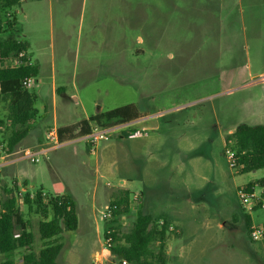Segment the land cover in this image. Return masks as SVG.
Here are the masks:
<instances>
[{"label": "rangeland", "instance_id": "374dc122", "mask_svg": "<svg viewBox=\"0 0 264 264\" xmlns=\"http://www.w3.org/2000/svg\"><path fill=\"white\" fill-rule=\"evenodd\" d=\"M12 13L18 37L39 61L29 88L38 122L44 108L46 123L66 125L133 105L141 117L132 131L157 126L142 138L116 132L94 147L77 139L36 163L5 167L0 198L14 188L35 250L46 244L38 231L43 216L23 197L42 188L77 203L78 228L61 235L57 264H121L107 246L103 212L128 190L121 233L132 228L141 202L142 211L165 213L181 230L169 235L166 264H264V241L253 242L245 228V216L264 222V207L246 211L238 194L264 169L238 173L224 157L239 124H264V0H22ZM148 191L156 193L143 204ZM21 252L12 255L17 264Z\"/></svg>", "mask_w": 264, "mask_h": 264}, {"label": "trees", "instance_id": "16d2710c", "mask_svg": "<svg viewBox=\"0 0 264 264\" xmlns=\"http://www.w3.org/2000/svg\"><path fill=\"white\" fill-rule=\"evenodd\" d=\"M21 2L0 0V108L2 103H6V118H0V143L6 144V153L17 151L29 134L31 121L37 115L36 97L25 87L24 81L36 78L39 69L34 63H28L31 60L28 43L18 37L12 13V9L20 6ZM23 51L26 57L21 63L15 64L18 54ZM140 117L133 105H127L60 127L58 133L61 141H73L90 134L93 125L106 127L135 121ZM4 127L8 134L1 131ZM123 136L129 137L127 132H123ZM226 143L233 144L232 149L236 153L234 169L238 173L264 169V124L241 123L227 136ZM258 185H264V178L245 184L244 187L253 191ZM13 189L5 190L7 196L4 200L0 198V256L4 257L0 264H17L12 255L18 250H22L21 264H57L63 249L61 235L78 228L76 201L69 194H53L42 188L35 193L26 192L24 203L34 207L43 216L38 231L46 244L35 250L36 236L30 221L25 219L18 206ZM111 206L112 218L108 219L110 224L105 230V236L113 238L109 248L112 255L130 264H166L167 241L173 233L169 230L171 221L138 210L132 228L121 233L117 223L122 215L130 213V192L122 190ZM250 225L251 219L245 216L246 230Z\"/></svg>", "mask_w": 264, "mask_h": 264}, {"label": "built area", "instance_id": "2783aa9c", "mask_svg": "<svg viewBox=\"0 0 264 264\" xmlns=\"http://www.w3.org/2000/svg\"><path fill=\"white\" fill-rule=\"evenodd\" d=\"M18 57L19 58L18 60L15 61V64L21 63V60L26 57V52L23 51L19 53ZM28 63L32 64V61L30 60ZM32 83H33V78H27L24 81V85L26 88H30L32 86ZM136 123L138 122L135 120L131 122L120 123L106 127L93 125L91 133L79 139H85L91 147H94L100 141L108 140L110 135L116 132H120V134H122V132H127V133L129 132L128 135L130 137H135V138H142L148 136V129L145 127L136 128L134 131H132V129L136 127L135 126ZM47 143H48V147L45 148L42 147L39 150L25 148L22 150L15 151L13 153H6V144L0 143V169L9 163H13L21 160H30L31 162L36 163L39 161V156L41 154H44L52 149L61 148L62 146L70 143V141H61L58 133V128L53 127L48 131ZM91 149L94 150V148ZM224 157L226 159L228 166L231 169H234L236 166V153L230 146H227L225 148ZM258 186L261 187L262 189L261 195H258L255 192V189L253 191L247 190L244 186L239 188L238 194H239L240 203L243 209H245L246 211H252L256 208L264 207V199H263L264 185H258ZM19 195H22V193L20 192ZM103 217L107 219L112 218L111 204L105 206ZM169 230L172 232H178V230L174 226H170ZM247 234L253 242L264 241V224L251 223V225L247 230ZM106 242H107V246L110 248L113 244V238L112 237L106 238ZM121 264H130V263L126 260H122Z\"/></svg>", "mask_w": 264, "mask_h": 264}, {"label": "crops", "instance_id": "0c3cea01", "mask_svg": "<svg viewBox=\"0 0 264 264\" xmlns=\"http://www.w3.org/2000/svg\"><path fill=\"white\" fill-rule=\"evenodd\" d=\"M22 41H24V42H27V41H25V40H22ZM28 43V54L30 55V57H31V61H32V63H33V61H36L35 63H34V65H36L37 67H38V69L40 70V68H39V64H38V60H33V53L30 51V43L29 42H27ZM42 79H40L39 81H41ZM52 89H53V91L54 92H56L58 89H57V87H56V84L55 83H53V86H52ZM47 109L46 108H44V114H45V117H42V118H44L45 120H43V122H38L36 119H37V117L39 118V116H40V113H39V110H37V115H36V117L31 121V123H30V125H31V128H30V131H29V134H28V136L21 142V144L18 146V149H17V151L18 150H22V149H25V148H37V147H42L43 145H44V142H45V140H46V138H47V133H48V131L51 129V128H53V127H57V128H60V127H64V126H68V125H71V124H73V123H76V122H78V121H76V122H73V123H68V124H66V125H58V123H57V120L56 119H54L53 120V123H46V120L48 119L47 118ZM84 116H86V117H84L83 119H86V118H89L91 115H85V113H84ZM146 118H148V117H142L141 119H146ZM83 119H81V120H83ZM80 121V120H79ZM52 124V125H51ZM141 127H145V128H147L148 129V131H149V129H156L157 128V126L156 127H154V125L152 126V127H147V126H145V125H142ZM121 137H123V134L121 135ZM44 138V139H43ZM77 140V139H76ZM73 141H75V140H73ZM18 162V161H17ZM17 162H13V163H9V165H13L14 163H17ZM6 166H8V164L7 165H5L4 167H2L1 169H0V180H2V172L4 171V169H5V167ZM17 183H20L19 182V180L18 179H14L13 180V182H12V184L13 185H17ZM122 184L124 183L123 181L121 182ZM156 192L155 191H148L147 192V195H146V198H145V196H144V194L143 193H141L140 195H141V198H142V201H143V204L145 203H149V202H151V199L153 198V194H155ZM141 201V200H140ZM141 205H142V202L140 203V205H138V209H137V212H138V210H141L140 208H141ZM150 214V213H149ZM150 215H152V214H150ZM152 216H154V217H166V218H168L170 221H171V224H172V226H174L177 230H178V232H177V234L179 233H181V230L176 226V225H174V223H173V220H172V218H171V216H168V215H166L165 213H162V214H159V215H152ZM259 224H264V222H262V223H259Z\"/></svg>", "mask_w": 264, "mask_h": 264}]
</instances>
